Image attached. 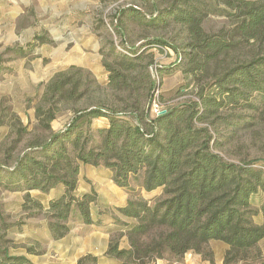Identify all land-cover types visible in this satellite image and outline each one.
I'll return each instance as SVG.
<instances>
[{
    "label": "trees",
    "instance_id": "trees-1",
    "mask_svg": "<svg viewBox=\"0 0 264 264\" xmlns=\"http://www.w3.org/2000/svg\"><path fill=\"white\" fill-rule=\"evenodd\" d=\"M177 3V12L172 6L158 14L161 20L173 15L187 28V51L182 54L161 39H153L148 45L172 49L177 55L173 66L185 62V73L206 72L212 62L231 51L237 44L236 37L244 42H264V0H225L227 8L222 10L233 27L216 37L203 31L202 15L194 8ZM114 27L119 30L118 23ZM35 39L45 43L43 37ZM107 48V53L101 51L102 65L108 72L107 87L124 94L120 106L100 100L75 111L65 130L47 139L38 152L40 159L32 148L16 159L12 169L0 165V187L10 192L24 191L21 211L23 218H31L44 208L30 198L29 192L47 193L62 185L64 193L49 203L45 213L51 236L60 239L69 231L74 217L84 224L92 223L90 207L96 203L97 194L93 190L76 194L81 164L108 169L113 183L124 189L141 174L140 186L146 192H156L155 196L150 200L129 199L115 208L132 221L120 222L127 228L129 249H120L118 238L111 237L107 256L122 264H152L156 260L183 264L184 256L192 253L212 263L208 243L220 241L228 246L223 264H264V247L259 245L264 240V164L226 160L215 151L222 143L212 135L216 126L235 125L230 117L220 116L226 106L231 105L228 110L242 107L251 114H264V53L213 75L208 84L198 88L197 101L188 98L164 108L159 95L162 109L154 115L151 102L157 85L150 64L143 63L142 53L121 54L112 42ZM157 68L161 76L165 68ZM69 70L81 71L74 66ZM78 82L68 71L54 75L35 108L36 116H43L47 123L52 121L57 103L75 97ZM45 102L47 106H43ZM102 118L107 120L106 127L91 130L90 123ZM256 195L261 198L259 206L253 205ZM260 214L263 222L257 224L255 218ZM3 221L0 218V226ZM3 230L8 227L3 226ZM4 247L0 245V264H31L24 256H9ZM28 251L35 253L33 249ZM96 263L97 258L91 255L77 262Z\"/></svg>",
    "mask_w": 264,
    "mask_h": 264
},
{
    "label": "rangeland",
    "instance_id": "rangeland-1",
    "mask_svg": "<svg viewBox=\"0 0 264 264\" xmlns=\"http://www.w3.org/2000/svg\"><path fill=\"white\" fill-rule=\"evenodd\" d=\"M177 2L0 0V165L12 169L16 159L32 148H35V157L40 159L38 152L47 139L64 131L77 110L88 108L100 100L120 106L119 100L124 94L107 87L108 72L102 65L101 51L108 52V42H112L121 54L131 51L142 53L143 63L150 64L149 69L157 85L155 90L158 97L162 95L164 108L188 98L197 101L198 88L208 84L213 75L220 74L235 62L249 61L258 53H264V42H244L240 37H234L237 44L219 60L216 59L217 62H212L203 74L185 73L187 66L183 61L181 65L173 66L177 55L172 49L167 46L150 48L148 43L161 39L176 46L183 54L187 51L185 44L189 34L183 24L173 19V15L161 20L159 12L166 13L172 6L175 11L176 3L183 8L192 7L202 15L201 27L211 37L227 33L233 27L222 10L227 8L225 0ZM115 23H118L119 30L115 29ZM36 37H43L45 43H39ZM19 49L21 51L17 53ZM71 66L81 71L69 70ZM157 67L165 68L161 76L157 75ZM67 71L72 80L79 81L75 97L57 103L55 117L47 123L43 116H36L35 108L40 104L46 84L57 73ZM82 93L84 95L78 98ZM47 105V102L43 104ZM230 106L224 107L220 116L230 117L235 125H219L216 131H212V135L222 143L215 151L236 164H264V114H251L242 107L228 110ZM104 124L103 120L92 121L90 128L94 130ZM68 152L73 156L72 150ZM98 170L83 169L87 178L83 183L107 186V181L102 180L104 174ZM140 184L141 174L131 179L128 190L136 194L130 193L128 199L141 197L138 195ZM79 191L82 192L81 189ZM24 196V191L10 192L0 187V218L4 219L0 226L1 246L9 245V230L4 231L3 226L11 229V224L23 223L24 214L18 210L17 204L25 201ZM30 198L38 200L32 195ZM260 202L261 198L254 201L255 205ZM40 217L45 218V215L37 218Z\"/></svg>",
    "mask_w": 264,
    "mask_h": 264
},
{
    "label": "crops",
    "instance_id": "crops-1",
    "mask_svg": "<svg viewBox=\"0 0 264 264\" xmlns=\"http://www.w3.org/2000/svg\"><path fill=\"white\" fill-rule=\"evenodd\" d=\"M106 127L107 120L102 118ZM97 121V120H96ZM96 170L103 175L102 180L107 181V186L103 184H84V173L82 170ZM97 176V177H98ZM102 178V177H101ZM87 179V178H86ZM89 180V179H88ZM91 181V180H90ZM130 187V185H129ZM111 188V190H109ZM138 195L145 200H150L155 196L156 192H146L142 187ZM82 190L80 192L79 190ZM117 187L112 181V173L108 169L102 167H93L91 165L79 166V179L77 184L78 195L89 193L93 190L97 194V201L90 207L91 224H84L78 216L74 217L69 222V231L60 239H53L48 228L46 219V209L49 203L60 197L64 193L62 185H56L47 193L39 191H30L29 194L35 196L44 208L40 215H45V218L31 217L22 218L23 223L20 225L11 224V229H8L7 238L9 245L5 246V250L9 256H24L31 264H77L79 258L85 255H91L97 258L96 264H122L116 258L106 255L109 241L111 237H117L119 248L128 250L129 244L126 238L125 226L120 225L131 224V220L121 216L116 207H122L129 200L127 195L136 194L133 190H128ZM119 194V196L117 195ZM258 199L255 196L254 201ZM23 203V202H22ZM17 204L18 210L21 212V204ZM254 206L255 205L253 202ZM18 221V220H17ZM255 222L260 224L263 222L261 214L255 218ZM213 245V246H212ZM264 247V240L260 242ZM208 248L213 252V262L205 261L200 255L188 253L183 258V264H223V257L228 246L220 241H210ZM28 249H33L35 253H29ZM152 264H174L165 260H156Z\"/></svg>",
    "mask_w": 264,
    "mask_h": 264
},
{
    "label": "built area",
    "instance_id": "built-area-1",
    "mask_svg": "<svg viewBox=\"0 0 264 264\" xmlns=\"http://www.w3.org/2000/svg\"><path fill=\"white\" fill-rule=\"evenodd\" d=\"M161 109H162V106H161V104L159 102L158 93L155 90L154 95H153V98H152V102H151V110H152V113L154 115H158V114H160Z\"/></svg>",
    "mask_w": 264,
    "mask_h": 264
},
{
    "label": "water",
    "instance_id": "water-1",
    "mask_svg": "<svg viewBox=\"0 0 264 264\" xmlns=\"http://www.w3.org/2000/svg\"><path fill=\"white\" fill-rule=\"evenodd\" d=\"M163 113V112H162Z\"/></svg>",
    "mask_w": 264,
    "mask_h": 264
}]
</instances>
